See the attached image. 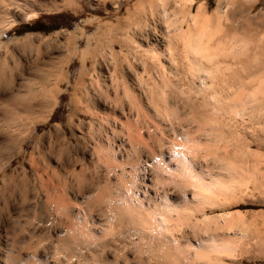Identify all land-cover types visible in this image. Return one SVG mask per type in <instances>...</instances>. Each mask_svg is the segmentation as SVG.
Listing matches in <instances>:
<instances>
[{"label":"bare ground","instance_id":"6f19581e","mask_svg":"<svg viewBox=\"0 0 264 264\" xmlns=\"http://www.w3.org/2000/svg\"><path fill=\"white\" fill-rule=\"evenodd\" d=\"M17 1L29 0H13L9 4L0 0V37L16 24L36 18L39 10L57 11L67 4L57 0H32V3L38 4L37 10L31 9L23 14L20 10L17 14L16 10L11 11L12 7H9H22ZM94 1V5H102L114 11L120 4V0ZM198 2L196 12H193L196 0H141L132 8L131 14L134 16L127 17V27H123L124 35L119 38L120 43L116 41L119 44V49L116 50L115 42L112 45L110 38L106 43L101 41V37L98 39L86 36V49L79 51L73 42L77 38V32L80 37L84 35V29L79 27L73 32H56L54 38L29 35L23 39H11L8 43L0 41V91L3 89L4 93V89L15 82L11 74V77L6 78L3 70H29L28 74L30 71L33 74L30 79L26 73V78H22L23 75L21 77L22 73L19 74L22 79L19 78V81L22 83L20 82L19 87H13L16 89V92L13 89L15 94L7 89L10 91L8 95L13 94L9 96L11 99L17 98L13 99L17 104L13 105L15 108L5 109L9 113L11 111L12 115L5 112L13 116L14 123L13 126L4 124V128L11 131V138L7 139L5 145L4 152L7 156L0 157V173L3 172V165H10L13 152H18L15 147L24 138L22 135L25 138L26 134L27 138L34 136L36 124L49 118L56 103L54 91L64 79L63 76L60 77L62 64L72 53L80 55L83 69L88 58L93 64L90 83L85 85V73L81 71L79 82L77 81L82 93L81 100L84 96L89 100L87 108L92 116L89 124L92 155L95 156L96 163H113V166H105L106 181L103 183L89 180L87 174L82 173L87 165L77 158L71 159L69 174L57 171L49 177L48 173L44 174L46 170L42 169L43 172L37 174L36 179L33 177L31 191L25 189L19 204L21 212L31 211L33 218H40V224L43 223V216L37 212L41 205V194L36 188L38 183L48 196L47 202L54 204H46L45 207L48 210L53 208L55 225L64 228V238H68L66 241L75 246L79 255L74 258L73 251L66 254L68 248L65 250L62 247L65 255L61 256V252L56 249L50 255L48 247L46 251L49 253L44 250L42 239L37 241L31 253H21L20 250L26 246L29 248L31 240L34 242V238H39L38 233L42 235V231L38 228L27 230L19 221L9 216L8 220L19 226L18 230L15 228L11 231V244L13 248L19 249L18 259L20 258L13 264H86V261L87 264H130L133 258L136 259V262L131 261L133 264H228L225 259L234 258L238 247H242L238 243L242 240L244 243V239L251 242L248 238L252 237L250 233L253 226H250V231L248 219L245 223L241 214L226 212L209 216L207 212L232 209L240 203L242 197H247L253 191L257 193L264 185V169L260 167L263 166L261 160H264V155L260 158V151L251 150L245 134L250 135L255 124L260 125L259 130L264 125V74L254 77L252 72L254 69L264 70V63H259L260 59L253 52V45L243 36L233 39L225 36L228 40L221 38V41L214 42V35L218 30L220 32V26L210 25L211 18L206 17V0ZM105 32L104 35L99 34L109 37L106 35L110 34V29ZM221 32L216 38H219ZM11 43L18 45L19 49L30 47L35 52L26 57L25 64L18 61L15 66L8 67L3 56L9 53L7 45ZM50 43H56L58 48L61 46V50L65 51V54H60L58 61L47 60L44 58L46 55L41 53L43 45L50 50ZM4 44H7L6 47ZM71 50L75 53H71ZM25 80L30 81L29 88L26 86L29 83ZM5 95H2L3 98ZM37 97L40 100H34ZM3 98L1 97L2 100ZM99 98L110 111L106 115H100L98 111L102 105L101 101L96 100ZM16 119L23 130L22 126L17 129L20 124L16 126ZM79 124L81 126V122ZM225 130L231 134H225ZM144 133L146 140L143 138ZM83 138L86 136H82ZM200 142L205 145L202 147ZM233 142L234 148L231 153L228 151L229 156L225 154L226 157L221 160L218 154L221 160L217 158L218 164L221 162L218 167L220 171L212 173L210 169L207 170L205 158H211L217 147L222 145L226 148ZM207 144L209 147H206ZM223 147L222 151L226 152L228 148ZM204 153L211 154H206L208 156L205 157ZM58 155L61 169H64L63 153ZM79 163L81 170L77 173ZM210 165L209 168L212 167ZM80 173L84 174L83 178L78 177L74 182V174ZM95 173L97 172L94 171L93 174ZM53 174H58L57 178ZM1 181L3 183L4 179ZM70 194L73 196L71 199L68 197ZM0 196V210L4 208L6 211L10 199ZM72 201L73 205L70 203ZM1 213L0 222L4 224ZM243 215L247 216L246 213ZM253 234L255 238L259 236L256 232ZM51 236L48 235L50 240L53 239ZM45 239L43 240L46 242ZM50 240L47 242L52 244ZM257 241L255 239L256 243ZM130 245L137 247L132 258L127 253L132 247ZM91 250L96 253H90ZM23 254L26 259H21ZM60 256L63 258L60 259Z\"/></svg>","mask_w":264,"mask_h":264},{"label":"rangeland","instance_id":"374dc122","mask_svg":"<svg viewBox=\"0 0 264 264\" xmlns=\"http://www.w3.org/2000/svg\"><path fill=\"white\" fill-rule=\"evenodd\" d=\"M5 1H6L5 3L8 2L7 4H9V1H13V0H5ZM57 1L58 2L65 1L67 4L57 11L56 10H53V11L51 10V12L50 11L44 12V10L43 11L42 10L37 11V17L36 18H33L31 20H28L25 22H20V23L16 24L13 28H11L7 32H5L0 37V41H2L3 43H8V41L11 39H14V38L23 39L29 35H32V36L35 35L37 37L54 38V35L56 34V32H66V31L73 32V31H76V29L79 27V28L84 29V33H83L84 35L82 37H80V33L77 32V38H75L73 40V42L75 44L74 46L77 45L79 51H84L86 49V36H91L92 38L98 37V39L101 37L100 38L101 41L103 40L106 43L108 42V40L112 39V40H110L111 42L110 41L109 42L112 45H114V42H115V45H114L115 48L114 49L116 50V49H119V47H118L119 46L118 43H120L119 38L123 37V35H124L123 30H124V28L127 27V26H125L127 24V21H126L127 17L131 16L133 14V13L131 14L132 8L134 6H136L135 4L139 3L141 0H120L119 8L116 11L108 9L107 7L102 6V5H94L93 4L95 2L94 0H57ZM17 3H20V5L22 7L15 9L13 7V5H9V7L10 6L12 7L11 11L14 9V10H16L15 11L16 13L17 12L20 13V10H22L21 14H23V12L25 13L28 10H31V9L37 10L38 9V4L32 3V0H29L27 2L17 1ZM199 3L200 2H198V0H196V3L193 5V12H196V8L198 7ZM206 5H207L206 6V11H207L206 17L211 18V21L208 19L210 22V25L213 26V25L219 24L220 28H218V29H220V32L225 29L223 31L224 33L221 32V34L218 35L219 38H216L217 34L220 33L218 30L217 31L218 33H216L214 35L213 41L214 42H216V40L221 41V38H222V40H224V38L226 40H228V39L237 38V36L238 37L243 36V38L250 41L251 46L253 45V47H252L253 52L258 54L257 56L259 57L260 60L262 59L261 62H260V60H258L259 63L260 64L264 63V37H263V39L261 38L262 36H264V0H206ZM219 7H220V9H219ZM127 8L130 10L127 11L128 10ZM218 9H219L220 13H219V11H215ZM221 14H222V16H220ZM209 15H211V16H209ZM216 15H219V16H217L218 18L216 17ZM132 16H134V15H132ZM223 16H225V18ZM215 18H217V19H215ZM96 19H98V20H96ZM218 19L219 20L221 19L220 22ZM109 24H111L113 26L111 27V25L109 26ZM234 24H235V26H234ZM160 27H161V25H160ZM213 27H215V26H213ZM108 28L110 29L111 32L109 35H106V37L107 36H109V37L105 38V36H101V35L106 34L105 31ZM236 28H238V29H236ZM99 32L101 35L99 34ZM121 33H122V35H121ZM225 36L229 37V38L227 39ZM108 38H110V39H108ZM116 41L117 42L119 41V42L116 43ZM94 43L95 42L93 40L92 44H94ZM4 45L6 47L7 44H4ZM49 45H50V50L48 49V47L45 48V45H43V49H41V53H43L44 56L46 55L44 58L47 60L58 61L60 54H63V53L65 54V51L63 52L61 50V46L58 48L56 43H54V44L52 43V45L50 43ZM51 46H52V48H51ZM9 47H10V49H9ZM18 47H19L18 45L14 46L11 43V44L7 45V50L9 53H5L6 55H4L2 53L3 51H1L2 55H4L3 57L6 60V66H8V67L15 66L16 65L15 63H18V61L19 62L21 61V62H23V64H25L24 60L26 59V57H28V55L31 54V52L32 53L35 52L34 51L35 49H31L30 47H22L20 49ZM12 48H13V50H12ZM14 49L15 50L17 49V50L15 51ZM44 49L45 50L48 49V50L45 51ZM49 51H51V52H49ZM72 52H74V51L71 50V53ZM10 53H11L12 57H11ZM47 53H48V56H47ZM52 55L55 57H52ZM6 57H7V59H6ZM16 59H17V61H16ZM91 62H92L91 59L88 58L86 61V67H84V69H85L84 70L83 67L81 66L80 55L78 53L75 55L72 53L68 58H66V60L64 62L65 64L64 63L62 64V72L60 75V77L63 76L62 78H64V79L61 78L62 80L59 82V85L55 89L56 91H54L55 95H56L55 96V102L56 103L51 110L49 118L47 119V121L44 120V121L36 124V128H35L34 133H33L34 136L27 138V134L24 131V134H26V138L24 135H22L24 138L21 140H23V141L22 142H21V140L18 141L19 145H17L18 144V142H17V144H16L17 146L15 148L18 150V152H13V156L11 158L10 165L8 167H4L5 165H3L1 167L3 172L0 173V181L4 179V182L3 183H2V181L0 182V195H3L8 200L10 199L9 200L10 204L8 205V208L6 207L7 212L5 211L4 208L2 209L4 212H2V210H0V213L2 212L1 213V219H4L3 220L4 224H2L0 222V236H1L0 237L1 238L0 239V264H13L14 262L16 263V261L18 262V260L20 259V258L18 259L19 249L13 248V246L11 244V231L15 230V228L18 230L19 226L15 223L10 222L8 220L9 216L13 220L19 221V223L21 225L25 226L26 229L29 228V230H32L34 228H38L39 231H42V235H41V233H38L39 231L37 232L38 233L37 237H39L40 239L34 238L33 239L34 242H32V240H31V242L29 243V245H30L29 248H28V246H26L24 249L20 250L21 253H23V252L27 253L28 251H29L28 253H31L35 249L34 246L37 245V241L42 239L41 244L43 245V248L45 251L47 249L46 247H48L47 251H50V255H52L51 253L53 252L54 249H56V250H59V252H61V253H59V252L58 253L60 255L62 254L61 256H63V255H65L64 252L67 248H68V250H66L67 251V253L65 252L66 254H68V252L72 253V251H73L72 254L74 255V258H77V255H79V254H77L78 251L75 249V246L73 244L71 245L69 242H67L68 238H64V233H65L64 228L60 227L58 224L55 225V223H56L55 218L56 217H54L53 208L51 207L48 210L45 207L46 204H47V206H49V205L54 206V204L47 202L48 196L45 194L44 189H42L38 185V183L36 185V188L38 191H40L38 193L41 194V196L39 197V199L41 200V205L37 208V212L41 216H43L41 219V220H43V221H41L43 223L40 224V218H38L39 220L38 219L35 220L33 218L34 217L33 212L28 211V210H26V211L24 210L21 212V210H20L21 207L19 204L22 202L21 200H22V197L24 196L25 189H28L29 191H31L32 181H34V179H36L37 174L38 175L41 174L44 169L46 170V172L44 171L45 172L44 174L46 175L48 173L49 177L53 172L57 173V171H59L61 174H64V173L69 174V170H70L71 163H72L71 159H74V158L82 159L84 161L85 165H87V169L85 171H83L82 173L87 174V176H88L87 178L89 180H92L94 182H97V181L100 182L101 181V183H103V181L104 182L106 181L105 166L106 165L107 166H113V163H109V164H105V163H101V162L96 163L97 160L94 158L95 156L93 157V155H92V143L90 142L91 141L90 140L91 135H89L90 134L89 133V131H90L89 124L91 122L92 116H90V112H89L90 109L87 108V107H89V100H87V97H85V96L82 97V100H81L80 95L82 93L79 90V85H78L79 77H80L79 76L80 71L82 73H85V74H83L85 76L84 77L85 78V85L90 83L91 78L89 76L91 74V77H92V75H93L92 71H94L92 68L93 64ZM259 67H257V69H259ZM260 69H262V68L260 67ZM8 71H9V73H8ZM11 71L12 70H7V69L3 70V73L6 74L5 75L6 78H9L12 76L14 78V81H15V82H12L13 86L11 84L10 86H7L8 88L6 87V89H4V93L2 91L3 89H1L0 92L3 93V94L1 93L3 96L7 93L9 94L10 91L13 92V89H14L13 87L16 88V87L20 86L19 84H20V82L22 83V81H19V78H20V80H22L21 79L22 75H23L22 78H26V77H24L25 76L24 73L27 74L26 76H28L29 79H30L31 74H32L31 73L32 71H30L28 74L29 70H17L19 73L16 70H13L12 71L13 74L10 73ZM24 71H26V72H24ZM251 71L252 70H250V72ZM263 71L264 70L257 71L256 69H254L252 71L253 76L258 77L257 75L261 74V73L263 75L264 74ZM14 72L16 73V76H15ZM10 74H11V76H10ZM19 74H21V77ZM17 75H19V76H17ZM16 77H18V79ZM31 78H33V77H31ZM16 80H17V82H16ZM18 81H19V83H18ZM25 82H28V80H25ZM25 82H23V83L26 84ZM16 83L18 84V86ZM28 83L29 84L26 85V86H28L27 88H29L31 86L30 81ZM7 89H9L10 91L8 92ZM15 90L16 89H14V91ZM8 94L5 95L4 98L1 95V97L4 100H2L0 97V157L1 156L2 157L7 156V153L4 152L5 151V145L7 143V139L11 138V136H10L11 131H7L4 128L5 127L4 124L5 125L9 124V125L13 126V123H14L13 116L11 117L9 115L11 113V111L9 113V111L5 110V109L12 108L13 105L17 104L14 101V100H17V98L13 97L11 99V97H9V96H11L13 94H11V93H10L11 95H8ZM6 97H8V98H6ZM34 100L38 101L40 99L37 97V98H34ZM96 100L101 101L100 105L102 104L98 110L100 115H106L105 113L110 112L109 110H107L108 107L106 106V104L104 106V101L101 100V98L96 99ZM108 103H109V101H108ZM13 108H15V106ZM36 110H38V109H36ZM5 111H7L9 114L6 113ZM4 112H5V114H4ZM4 115L6 116V118ZM11 115H12V113H11ZM8 118H10V119L12 118L11 119V121H13L12 124H11L10 119H8ZM263 118H264V113H263ZM7 120H9L10 123H8ZM5 121H6V123H5ZM79 122H81V126H80ZM262 122L264 124V119L262 120ZM15 124L17 126L20 123L17 120V123L15 122ZM77 124H79V127ZM255 125L252 126L253 128H251V130H250L251 132H249L250 135H248V133H245V134L247 136L246 137L247 140H249V142L251 144L250 145L251 150L260 151L261 153H259V154L257 152H254V151L253 152L258 154L259 157L261 158V156L264 155V140H263L264 139V133L262 131V130H264V125H261L262 130H259L260 125L259 126L257 124H255ZM21 126H22L21 124L19 126H17V129L20 128ZM6 128H8V127L6 126ZM22 128H23V126L21 127V129ZM4 129L7 132H9V135H8V133L6 134ZM17 129H16V131H17ZM14 131H15V129L12 132L14 133ZM254 131L255 132L257 131V132L255 133ZM17 133H19V132L17 131ZM17 133H16V135H17ZM87 133H88V135H86ZM225 134H231V133H229L228 130H225ZM18 136H19V134H18ZM18 136H16V137L19 138ZM50 136L52 138L53 143L51 141ZM82 136L83 137L86 136L87 139L86 138L82 139ZM12 137H13V135H12ZM243 137H245V135ZM14 138H15V136H14ZM143 138L145 140L147 139V136L145 133L143 134ZM26 139H27V141H26ZM26 142H27V144H26ZM202 142H204V141H202ZM202 142H200V143H202ZM48 143H50L53 148ZM63 143L64 144L66 143V144L64 145ZM60 144H63V145L61 146ZM49 145H50V148L48 149ZM69 145H70L71 149L69 148ZM201 145L203 147V145H205V144L202 143ZM207 146H208V144L206 145V147ZM221 147H223V146L221 145ZM221 147L220 146L217 147V149L214 151V154L216 152V154H215L216 155V161L218 158V154H219V158H221V160L224 157H226V155L229 156L231 151H233L234 142L225 146L226 148L223 147L224 149L228 148L226 150V152H224V150L222 151ZM65 148H68V149H65ZM62 149L66 150V152L62 151ZM67 150L69 151L70 156H68ZM58 152L63 153L64 159H63L62 163L65 164L63 167L64 169H61V166H60L61 162L59 161V158H58V156H59ZM206 154H211V153H204L203 155L205 156ZM214 154H212L211 158H209L210 156L206 155L205 157H207V156L208 157L205 158V160H204L205 167L208 168V169L207 168L206 169L207 170L210 169L209 171L212 173H216L217 170L220 171V169L218 167L221 166L220 165L221 162L218 164L219 161H217V163L215 161L216 164L214 163V160H215ZM221 155H223V156H221ZM70 157H72V158H70ZM208 158L212 159V160L210 161ZM39 159L42 160V164H40L41 160L39 161ZM65 160H66V162H65ZM36 161H38V162L36 163ZM263 161L261 160V162H262L261 164H263V166L260 165V167H262L264 169V162ZM33 163H36L38 166L36 164H33ZM116 163L119 164L120 162H116ZM210 163H211V165H210ZM95 164H97L98 166H96ZM120 165H122V163H120ZM209 165H210V167L215 166L218 169H216L215 167H213L214 169L212 167L209 168ZM34 166H36L37 169ZM92 169L94 171H96L97 173L93 174L94 171ZM80 170H81V163L78 164L77 173H79ZM213 170H214V172H213ZM82 173H80L79 175L77 174L78 176L74 174V176H76V177H73L74 182H75L76 178H78V177H79V179L81 177L83 178L84 174H82ZM96 174H97V176H96ZM90 175L95 176V177L91 178ZM53 176H54V178H57L55 176V174H53ZM33 177H34V179H33ZM84 178L86 179V177H84ZM75 184L77 185V183H75ZM25 185H26V187H25ZM76 185H74V186L77 189ZM257 190H260V189H255V191H257ZM29 191H28V194H29ZM75 191H77V190H75ZM260 191H261V193H260ZM260 191H257V193H253L254 192L253 191V192H251L252 194H249L247 197L246 196H245V198L242 197L241 198L242 201L240 200L239 201L240 203H238V205L232 209H224V210L218 209L217 211L212 210V211L207 212L209 216H214V215L216 216L218 214H222V213L224 214L226 212H232V214H235V215H236V213H239L242 215V218H244L243 220L245 223L248 219L247 225L249 226V228L251 225L254 227V228L251 227L253 231L251 230V228H250V231H252L253 233L256 232L257 235L260 236L259 237L255 234V236H257V238H255L254 234L251 232L250 236H252L253 238L252 237L248 238V239H251V242H250V240L247 241V239H246V241H245V239H244V243H243V240L240 242L241 244L238 243V245L239 246L241 245L242 247H240V248L238 247V249L235 252L234 258L225 259V261L228 264H264V237H263L264 236V221H263V219H264V185H263V187H261ZM21 194H23V195H21ZM72 194H70V196H68L69 199H71L73 197ZM250 195H252V196H250ZM0 199H1V196H0ZM80 200L81 199H79V197H78V201H80ZM70 203L72 205L74 204L73 201ZM1 204L2 203L0 201V206H1ZM18 209H19V211H18ZM233 211H235V212L233 213ZM245 213L247 216L243 215ZM260 217H262L261 218L262 221L260 220ZM249 220L252 221V222L250 221L251 224H248V223H250ZM255 222H256V224H255ZM14 224L16 227H14ZM6 225H7V227H6ZM27 225H29V226L27 227ZM38 225H39V227H36ZM255 226H256V228L258 226V228L256 229ZM43 228H44V230H47V231L45 232L43 230ZM52 228H54V229H52ZM44 233H45V235H44ZM47 233H49V234H47ZM48 235L49 236L52 235L51 238L53 237V239L50 240ZM43 239H45L47 241L50 240L52 242V244H49L50 242H47V241L45 242ZM66 239H67V241H66ZM255 239H256V241L258 239L257 243L255 242ZM61 240H63V241H61ZM69 241H70V239H69ZM72 241H71V243H72ZM66 242H67V244L64 245ZM62 244H63V246H61ZM68 244L71 247H74V249L71 248ZM130 246L133 247V245H130ZM30 247L31 248L34 247V248L31 249ZM61 247H62V249L63 248L65 249L64 252H62ZM131 248L129 249L130 251H128L127 253H128V257L130 256L132 258V256H134L136 254L135 252H136L137 247H133L134 249L133 248L131 249ZM241 248H243L242 251H241ZM244 248H246V249H244ZM29 249H31V250H29ZM132 250H135V251H132ZM246 251H248V252H246ZM47 253H49V252H47ZM90 253H96V251L91 250ZM133 253H135V254H133ZM24 254L21 255L22 256L21 259H26ZM236 255H238V256H236ZM61 256H60V259L63 258ZM43 259H44V257L42 258V260ZM133 259L134 260H132V259L130 260V264H133L134 261L136 262V259L135 258H133ZM131 261H133V262H131ZM185 263L188 264L187 262H185ZM185 263H183V264H185ZM86 264H87V261H86Z\"/></svg>","mask_w":264,"mask_h":264}]
</instances>
